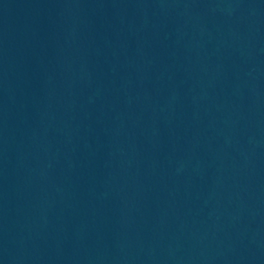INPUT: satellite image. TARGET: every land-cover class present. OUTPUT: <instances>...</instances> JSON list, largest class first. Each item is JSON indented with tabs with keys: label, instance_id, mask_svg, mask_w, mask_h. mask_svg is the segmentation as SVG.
Segmentation results:
<instances>
[{
	"label": "water",
	"instance_id": "95a60500",
	"mask_svg": "<svg viewBox=\"0 0 264 264\" xmlns=\"http://www.w3.org/2000/svg\"><path fill=\"white\" fill-rule=\"evenodd\" d=\"M0 264H264V0H0Z\"/></svg>",
	"mask_w": 264,
	"mask_h": 264
}]
</instances>
